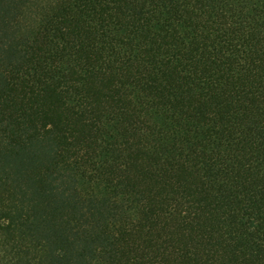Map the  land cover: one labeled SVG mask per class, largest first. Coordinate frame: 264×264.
Segmentation results:
<instances>
[{
    "label": "trees",
    "instance_id": "trees-1",
    "mask_svg": "<svg viewBox=\"0 0 264 264\" xmlns=\"http://www.w3.org/2000/svg\"><path fill=\"white\" fill-rule=\"evenodd\" d=\"M0 264H264V0H0Z\"/></svg>",
    "mask_w": 264,
    "mask_h": 264
}]
</instances>
